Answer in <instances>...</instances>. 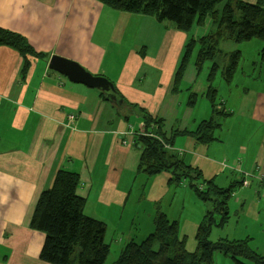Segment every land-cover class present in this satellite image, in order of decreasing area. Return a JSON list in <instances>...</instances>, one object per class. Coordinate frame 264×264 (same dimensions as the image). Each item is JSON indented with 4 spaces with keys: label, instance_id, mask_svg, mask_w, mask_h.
I'll list each match as a JSON object with an SVG mask.
<instances>
[{
    "label": "crops",
    "instance_id": "obj_1",
    "mask_svg": "<svg viewBox=\"0 0 264 264\" xmlns=\"http://www.w3.org/2000/svg\"><path fill=\"white\" fill-rule=\"evenodd\" d=\"M0 29L23 36L36 52L26 58L17 48L0 45V264H51L40 258L45 234L30 223L41 193L52 186L60 168L79 173L77 193L86 199L85 213L107 224L106 241L119 254L123 239L109 232L108 223L124 217L143 177H152L139 170L142 151L135 134L143 126L140 109L162 118L168 135L193 133L213 115L204 96L207 77L199 73L195 58L184 72L183 89L173 91L185 44L203 35L196 26L183 32L152 16L113 9L103 0H0ZM55 54L107 77L128 104L109 102L101 90L51 70ZM251 72L255 78L242 93L230 84L221 95V109L229 115L220 117L216 140L203 144L183 134L172 145L219 187L239 188L245 172L254 174L250 186L238 192L241 217L250 203L264 216V64L253 65ZM234 82L246 84L244 78ZM190 92L198 94L192 107L187 105ZM176 184L167 183L170 208L178 192L192 198L186 181ZM162 211L170 217L167 207ZM134 213L135 207L128 212ZM155 214L150 211L145 219L153 223ZM181 216V237L194 252L203 219ZM261 221L250 220L221 237H250L251 248L264 254V217ZM216 259L234 262L222 253Z\"/></svg>",
    "mask_w": 264,
    "mask_h": 264
},
{
    "label": "trees",
    "instance_id": "obj_2",
    "mask_svg": "<svg viewBox=\"0 0 264 264\" xmlns=\"http://www.w3.org/2000/svg\"><path fill=\"white\" fill-rule=\"evenodd\" d=\"M113 8L133 14L152 16L159 22L172 25L183 32H190L194 26L206 25L211 17L214 30L199 38L190 37L185 44L183 55L175 75L173 91H181L182 79L187 65L195 58L200 73L206 63L212 65L207 76V97L213 107L210 119L200 123L195 132L173 131L171 135L164 129V120L140 109L143 126L136 131V146L142 153L139 170L147 176H154L166 170L172 173L170 183L187 182L197 197L205 202H214V211L206 213L199 224L194 252L187 250V239L181 237L178 219L171 220L165 212L157 210L154 230L142 240L132 239L120 251L113 264H214L215 253L229 256L236 264H264V254L251 248L252 238L229 239L221 237L211 241L214 227L225 226L230 219L229 200L234 184L222 188L204 172L191 166L177 152L167 145L183 134L193 135L197 142L209 144L217 138L215 128L220 117L229 115L221 109L219 90L215 86L219 75L232 82L239 71L242 53L236 50L223 53L221 40L236 43L255 38L263 42L260 64H264V0L253 4L241 0H103ZM0 45L17 48L24 57L36 54L26 39L16 33L0 29ZM197 55L194 56L196 48ZM228 56V63L222 67L218 57ZM28 66V64H26ZM187 87V90H190ZM119 91V90H118ZM102 92V91H101ZM105 96V93L102 92ZM122 96V95H121ZM123 97V96H122ZM198 94L190 92L187 105L192 107ZM117 104V103H116ZM123 104H128L125 99ZM119 105V104H117ZM81 185L78 172L60 168L52 186L41 193L31 219V228L45 234L40 258L51 264H105L111 252L106 241L107 224L85 213L86 199L77 193Z\"/></svg>",
    "mask_w": 264,
    "mask_h": 264
},
{
    "label": "rangeland",
    "instance_id": "obj_3",
    "mask_svg": "<svg viewBox=\"0 0 264 264\" xmlns=\"http://www.w3.org/2000/svg\"><path fill=\"white\" fill-rule=\"evenodd\" d=\"M196 28H199L197 30H199L201 32L200 34L202 35H207L213 32L214 24L211 17L207 19L206 25L199 27L196 26ZM221 44H222V48L226 51V53L229 54L236 50H240L242 53V60L239 67L240 68L239 72L234 76L232 82L227 83L221 77V75L217 77L215 86L217 87L220 84H222L219 88L220 99H221V95L228 93V90L230 88L228 85L232 84V86L236 88L239 93H242L243 92L242 87L245 90V86L252 83V78H255V76L252 77L254 72L253 73L251 72V67H253V65H260V54L263 47V42L257 38L242 43H236L231 40L230 41L223 40ZM222 48L220 47V49ZM198 50L199 47L196 48L194 56L197 55ZM217 60L221 64V66L224 67L228 63V56H220L218 57ZM211 65H212L211 62L205 64L202 72V77L208 76ZM238 78L240 79L244 78V80H246V84L243 85L234 82ZM249 80L251 81V83ZM156 176L157 179H154L155 176H152L147 180L146 178L143 177V186L141 187V190L139 192L135 191L131 195L127 209L125 210L124 217L118 219L116 222L114 221V219H112L111 222L108 223L110 227L109 232L118 233L117 238L121 240L123 239L122 241L123 245H126L132 239H136L140 241L154 230V224H153L154 220L153 223H149L148 218L145 219V216L147 215V213L149 214L150 211H154V213H156L158 209L162 211L164 207H167L170 211L169 215L171 220L181 219L182 217L181 214L183 213V215H188L190 218H196L198 222H200V220L203 219L206 213H208L209 211L210 212L214 211L215 205L212 200L205 202L199 199L195 194V192L190 188H188L187 190L191 191L192 198L188 200L181 194V192H178V194H176V196L172 200L173 202L170 208L168 202L171 199L170 194L172 193L169 191L167 183L168 180H170V178L173 175L171 172L164 170ZM180 188H184V187L180 186ZM236 192L238 194L239 188L236 189ZM241 196L242 195L239 194L236 197H234V194L231 196L229 200L230 219L225 226L213 228L210 237L211 241L213 242L217 241L219 237H221V235H226V233L229 231L232 232L235 229L238 230L241 228H245L246 225L248 226V224L251 223L250 220H253L256 223L258 222V225L263 223V221L261 220H263L264 216L257 214L258 211H257V207H255V203H250L248 205L247 214L245 217L240 216L241 213V211L239 210L240 204L238 205L236 204V202L239 200ZM134 207H135V213L131 216L128 214V212ZM254 231L256 232L255 228ZM254 234L256 233L253 232V235ZM110 244H111V252L105 264H113L114 261L119 256V254H116L117 250L115 249L114 244L113 243ZM219 254L221 253L219 252L215 253L214 264H236L233 261H223V260L219 261L218 259H216L219 256Z\"/></svg>",
    "mask_w": 264,
    "mask_h": 264
},
{
    "label": "water",
    "instance_id": "obj_4",
    "mask_svg": "<svg viewBox=\"0 0 264 264\" xmlns=\"http://www.w3.org/2000/svg\"><path fill=\"white\" fill-rule=\"evenodd\" d=\"M49 68L66 76L70 81L96 88L105 93L107 101L122 104L124 99L115 84L107 77L94 75L87 71L80 63L60 55L51 56Z\"/></svg>",
    "mask_w": 264,
    "mask_h": 264
},
{
    "label": "bare ground",
    "instance_id": "obj_5",
    "mask_svg": "<svg viewBox=\"0 0 264 264\" xmlns=\"http://www.w3.org/2000/svg\"><path fill=\"white\" fill-rule=\"evenodd\" d=\"M245 173H250V172H245ZM245 173H244V176H245ZM250 174H251L250 177H249V176H248V177L245 176L246 178H244V180H243V184L239 187V189H240L241 187L243 188L244 186H246V187H247V186H250V184H251V183H250V179L254 176L253 173H250ZM260 177H261V176H260ZM245 181H248L249 184H248V185H245V184H244ZM262 185H263V179H262ZM236 189H238V188H236ZM236 189L234 188V190H233L232 193H231L232 195H233V194H234V195L236 194ZM261 192H262V188H261ZM262 193H263V192H262Z\"/></svg>",
    "mask_w": 264,
    "mask_h": 264
},
{
    "label": "built area",
    "instance_id": "obj_6",
    "mask_svg": "<svg viewBox=\"0 0 264 264\" xmlns=\"http://www.w3.org/2000/svg\"><path fill=\"white\" fill-rule=\"evenodd\" d=\"M73 117V116H72ZM131 131H133V129L131 128L130 129ZM130 132V131H129ZM126 132H123V133H121V134H125ZM167 147L169 148V149H172V147L171 146H169V145H167ZM181 153V152H180ZM245 176H251V174L250 173H245ZM261 178L263 179V185H262V192L264 193V176H261ZM245 185H248L249 184V182L248 181H245V183H244Z\"/></svg>",
    "mask_w": 264,
    "mask_h": 264
}]
</instances>
